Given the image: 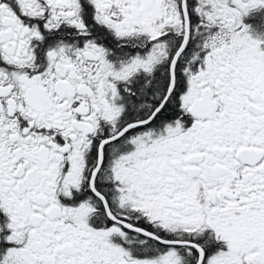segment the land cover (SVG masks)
<instances>
[{"label": "snow or ice", "instance_id": "snow-or-ice-1", "mask_svg": "<svg viewBox=\"0 0 264 264\" xmlns=\"http://www.w3.org/2000/svg\"><path fill=\"white\" fill-rule=\"evenodd\" d=\"M0 264H264V0H0Z\"/></svg>", "mask_w": 264, "mask_h": 264}]
</instances>
